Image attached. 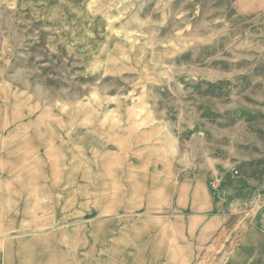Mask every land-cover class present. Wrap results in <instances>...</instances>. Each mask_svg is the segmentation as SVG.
<instances>
[{"label":"rangeland","instance_id":"1","mask_svg":"<svg viewBox=\"0 0 264 264\" xmlns=\"http://www.w3.org/2000/svg\"><path fill=\"white\" fill-rule=\"evenodd\" d=\"M262 258L264 0H0V264Z\"/></svg>","mask_w":264,"mask_h":264},{"label":"crops","instance_id":"2","mask_svg":"<svg viewBox=\"0 0 264 264\" xmlns=\"http://www.w3.org/2000/svg\"><path fill=\"white\" fill-rule=\"evenodd\" d=\"M259 258V257H258ZM260 262H257L256 259H253V260H248V261H245L244 263L243 262H240L239 264H264V259H259ZM3 263V261H2Z\"/></svg>","mask_w":264,"mask_h":264}]
</instances>
